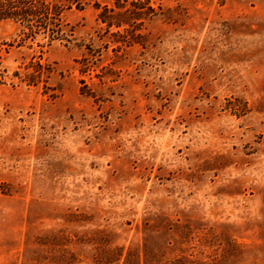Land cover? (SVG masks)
<instances>
[{"label": "rangeland", "instance_id": "1", "mask_svg": "<svg viewBox=\"0 0 264 264\" xmlns=\"http://www.w3.org/2000/svg\"><path fill=\"white\" fill-rule=\"evenodd\" d=\"M74 1L0 24V264H264V0Z\"/></svg>", "mask_w": 264, "mask_h": 264}, {"label": "trees", "instance_id": "2", "mask_svg": "<svg viewBox=\"0 0 264 264\" xmlns=\"http://www.w3.org/2000/svg\"><path fill=\"white\" fill-rule=\"evenodd\" d=\"M74 0H0V24H11L15 30H21L20 35H25L28 27L37 40H46L51 42L55 39L56 32L49 31L45 33L40 31L38 16L49 11H57L71 6ZM77 4V1H76ZM79 5V4H78ZM28 26H25V25ZM55 33V35H54ZM0 69L6 70L1 64Z\"/></svg>", "mask_w": 264, "mask_h": 264}]
</instances>
